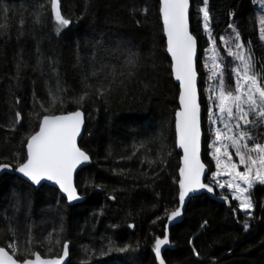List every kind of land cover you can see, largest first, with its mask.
<instances>
[{
    "label": "trees",
    "instance_id": "1",
    "mask_svg": "<svg viewBox=\"0 0 264 264\" xmlns=\"http://www.w3.org/2000/svg\"><path fill=\"white\" fill-rule=\"evenodd\" d=\"M42 2L45 3L43 11L46 14L41 17L42 23H33V14ZM201 2L191 0L190 15L200 57L207 46V38L196 15ZM141 8H146V13L132 11ZM61 10L62 14L73 19V23L56 36L47 0H0V24L8 25V34L0 36V157H9L0 162L12 163L13 151H19L23 158L26 148L20 145L21 138L29 131L33 134L38 131L39 121L33 119L29 122L27 119V113L32 109L33 92L44 99L46 88L54 89L59 79L67 90L64 95L68 103L55 114H69L79 109L86 116V129L80 146L91 157L92 164L76 177L77 189L85 200L71 206L55 188L44 185L36 189L16 173L6 174L0 178V227L6 224L5 217L15 216L14 223L21 230L30 224L34 236L39 238L48 233L55 236V230L62 226L61 243L66 240L70 245L68 264H81L85 246L97 253L90 259V264H157L152 251L154 237L163 238L165 235L168 220L164 209L179 206L178 172L181 164L174 127L179 88L170 72L159 0H61ZM209 10L220 54L225 53L219 36L225 33L231 22L238 28L246 46L251 41L259 69L264 63V44L259 40L257 11L252 0H209ZM229 13L233 15L229 16ZM21 19L24 21L22 35ZM127 47L140 53L135 68L123 67L122 50ZM18 57H22L26 67L22 66L17 78ZM93 63L97 68L101 63L114 66L118 80L125 82L124 87L111 94L107 105L103 98L96 100L92 96L80 108L71 100L81 91L82 81ZM121 70L125 73L132 71L133 75L119 77ZM107 72L105 69L100 78ZM198 73L204 109L203 155L207 166L203 182L208 183L215 166L206 144L205 71L200 61ZM225 81L232 82L229 68L225 69ZM17 98L20 101L18 105L13 103ZM13 109L24 117L15 132L7 128ZM157 133L162 134L171 155L166 157L163 171H159L157 166L159 175L153 181L150 178L153 172L147 163H140L144 149L130 160L122 157L131 154L135 143ZM158 147L159 142L148 145L149 159L155 157ZM221 193L229 195L214 187L213 193L202 189L192 197L182 222L171 230V248L164 255L167 264H185L184 261L192 259L187 238L178 239L176 233L189 223L191 216H187L188 212L203 211L211 229L208 237L201 239V247H208L210 242L211 255L218 256L209 264H264V186L257 185L252 191L255 209L247 231L243 229L244 213L239 211L237 202L232 201L230 195L229 201L225 202L220 198ZM110 196H115V199H110ZM233 208H236L235 212ZM114 225L117 227H112ZM107 237L118 243L136 245L139 242L138 250L101 256L99 249ZM5 238L6 233L0 232V245L5 243ZM32 248L42 257L48 255L35 240ZM178 259L182 262L179 263Z\"/></svg>",
    "mask_w": 264,
    "mask_h": 264
},
{
    "label": "snow or ice",
    "instance_id": "2",
    "mask_svg": "<svg viewBox=\"0 0 264 264\" xmlns=\"http://www.w3.org/2000/svg\"><path fill=\"white\" fill-rule=\"evenodd\" d=\"M252 3L260 6V15L256 19L259 40L264 42V0H252ZM47 4L54 21L52 30L56 36H60L73 23V19L62 14L61 0H47ZM189 8L190 0H159V13L166 36L165 50L171 57L170 72L178 82L179 88V107L174 113L175 144L183 151L178 181L179 206L171 210L165 208L164 213L168 221H174L182 216V208L190 193H197L201 189L213 193L214 187L227 189L231 200L236 201L239 211L244 213L243 229L247 231L255 209L252 191L257 185L264 186V63L257 69L251 41L246 46L238 28L231 22L227 25V29L231 31L226 29L225 33L219 36L226 56L231 57V62H226L225 56L220 54L217 47V37L213 35L209 0H202L197 6L196 15L207 38V46L203 49L204 55L199 61L205 71L203 95L208 135L206 144L211 160L215 163V171L210 173L209 182H203L205 165L201 162L200 151L204 133L201 122V93L197 88V40L189 31ZM44 9L45 3L37 5L33 23H42L41 17L46 14ZM132 11L146 13L147 9ZM231 15L233 13H229V16ZM23 23L21 19V35ZM7 28V24H0V36L8 34ZM122 55L123 67L135 68L138 65L139 51L127 47L122 50ZM22 66L26 67L22 57H18L17 78ZM226 68L230 70L231 83L225 81ZM105 69H108V72L100 78ZM55 71L53 68V72ZM118 75L131 77L133 72L125 73L121 70ZM124 83L123 79L118 80L114 66L101 63L97 68L93 63L90 72L82 81L81 91L71 102L82 108L85 101L94 96L96 100L103 98L107 105L111 94L123 88ZM66 91L57 79L54 89L46 88L44 99L38 98L33 92L32 109L27 113V119L29 122L33 119L39 121L38 131L34 134L29 131L21 138L20 145L26 148L23 158L21 159L22 154L19 151H13V162H0V173L5 170L15 171L34 186H40L45 181L52 182L59 186L67 202L71 204L82 199L73 183V175L80 165L90 162V156L77 144V138L84 125L83 111L78 109L67 115L55 114V111L61 110L68 103L64 95ZM13 103L18 105L20 101L17 98ZM22 119L24 117L20 111L13 109L7 124L8 130L15 132ZM156 142H159V147L155 157L149 159L148 145ZM141 149L145 151L141 154L143 158L140 163H147L153 172L150 178L155 181L159 171H163L167 163L166 157L170 156L171 152L168 151L162 134L157 133L135 143L131 154L122 159H132ZM233 155L236 157L235 161ZM8 159L7 156L0 157V161ZM109 198L115 199V196ZM220 198L225 202L229 201V195L224 193L220 194ZM16 210H19L18 206ZM232 211L235 212L236 208ZM5 221L6 224L0 227V232L6 233L5 243L0 245V264H65L69 256V242L65 240L61 243L62 226L55 230V236L48 233L37 238L33 234L32 225L26 224L24 230H21L19 225L14 223L15 216L5 217ZM34 240L38 246L46 249L47 256L42 257L39 251L33 250ZM105 240L106 243L99 249L98 254L101 256L134 253L139 247V242L132 245L118 243L111 237ZM169 244L167 234L163 238L154 237L152 251L158 264H166L162 249ZM83 251L81 264H90V259L97 253L87 246ZM192 251L199 256L194 247ZM53 253L55 255H52Z\"/></svg>",
    "mask_w": 264,
    "mask_h": 264
},
{
    "label": "water",
    "instance_id": "3",
    "mask_svg": "<svg viewBox=\"0 0 264 264\" xmlns=\"http://www.w3.org/2000/svg\"><path fill=\"white\" fill-rule=\"evenodd\" d=\"M191 9H192V8H191V0H190V8H189V31L192 33V30H191V24H190ZM161 19H162V17H161ZM162 23H163V20H162ZM164 37H165V40H166V36H165V35H164ZM168 56H169V55H168ZM197 57H198V61H199L200 53H199V45H198V41H197ZM169 58H170V61H171V57H170V56H169ZM197 69H198V63H197ZM173 78H174V77H173ZM174 81H175V79H174ZM175 83L178 85V82H177V81H175ZM200 85H201V78H200V76H199V74H198V77H197V88H198V91H199V92H200ZM200 102H201V96H200ZM83 113H84V112H83ZM65 115H67V114H65ZM203 118H204V109H203V107H202V105H201L202 132H203ZM85 129H86V116H85V113H84V125H83V127H82V129H81V134H80V136L77 138V144H78V146H79L80 148H81L80 143H81V141H82V139H83V137H84ZM81 150H82V149H81ZM82 151H83V150H82ZM177 151H178V153L181 155V158H182V156H183V151H182L181 149H179L178 147H177ZM203 153H204V134H203L202 137H201L200 159H201V162L205 165V174H204V179H205V176H206V173H207V166H206V164H205V162H204V155H203ZM91 164H92V159H91V157H90V162H88V163H86V164H82V165H80V166L77 168L76 172H75L74 175H73V183H74L75 186H76V177H77L78 173H79L81 170H83L84 168L90 166ZM181 166H182V161H181L180 167H181ZM14 173H16V174H17L21 179H23L25 182H27L28 184L32 185L29 181H27L26 178H24V177L22 176V174L17 173V172H15V171H8V170H5V172L0 173V178H2V177H3L4 175H6V174H14ZM178 176H179V172H178ZM203 181H204V180H203ZM44 185H47V186H49V187H52V188L57 189V190L61 193V195L66 199V196H65V195L61 192V190L59 189V186H58V185H55V184L52 183V182L45 181V182H42V184H41L40 186H34V185H32V186L35 187L36 189H40V188H41L42 186H44ZM76 187H77V186H76ZM201 190H202V189H201ZM201 190H200L199 192H197V193H190V194H189V197L186 198L185 203H184V206H183V208H182V216H181V217L177 218V219L174 220V221H168V222H167V226H166L165 234H167V236H168V238H169V241H170V244H169L168 246H166L164 249H162V256H163V257H164V255H165V253L171 248V230H172V228H173L174 226H176V225H178L179 223L182 222L183 217H184L185 212H186V209H187V207H188V205H189V203H190L192 197L195 196V195H197V194H199V193L201 192ZM77 191H78V189H77ZM78 193H79V191H78ZM84 200H85V198L82 197L81 200H79V201H74V202H72L71 204H69V203H68V204L71 205V206H73V205H77V204H81V203H83ZM164 259H165V258H164ZM69 260H70V245H69V256H68L67 260L65 261V264H68V263H69ZM157 264H158V261H157ZM166 264H167V263H166Z\"/></svg>",
    "mask_w": 264,
    "mask_h": 264
},
{
    "label": "rangeland",
    "instance_id": "4",
    "mask_svg": "<svg viewBox=\"0 0 264 264\" xmlns=\"http://www.w3.org/2000/svg\"><path fill=\"white\" fill-rule=\"evenodd\" d=\"M255 7H256L257 17H258L260 15V6H259V4H255ZM262 44H264V42H262ZM222 47H223V45H222ZM222 55L225 56L226 62H229V63L231 62V57H227L226 53L222 54ZM233 159H234V161L236 160L235 155H233ZM212 163L215 166L214 161H212ZM216 189L218 191H226L228 193L227 189H219V188H216ZM194 214H196L197 216H200V219H198V217H196ZM205 214H206L205 211L198 212V213L188 212L187 216H189V217L191 216L189 218L190 219L189 223H187L181 229L179 228L177 233H176L178 239L187 238V240H188V248L191 252L192 259H189L187 262L184 261L185 264H209V263L215 262L216 259L218 258L217 255H214V256L211 255L212 250L209 247L210 242L207 241L208 247H206V248L201 247V246H203L201 239L204 237L206 238V236L208 235V232L211 229L209 222L205 219V216H206ZM193 217H194V219H193ZM197 220H198V222H197ZM205 221H207L206 224H205ZM202 225H203V227H202ZM180 236H182V237H180ZM189 241H191V243H189ZM193 247L199 253V256H197L193 253V251H192ZM209 248H210V250H209ZM167 255H168L167 257L169 259L170 256H169V254H167ZM178 262L180 263V262H182V260L178 259Z\"/></svg>",
    "mask_w": 264,
    "mask_h": 264
}]
</instances>
